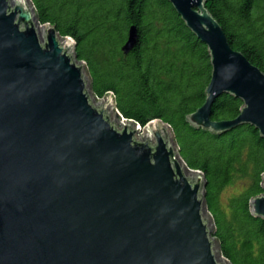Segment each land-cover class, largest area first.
I'll return each mask as SVG.
<instances>
[{
  "label": "water",
  "instance_id": "95a60500",
  "mask_svg": "<svg viewBox=\"0 0 264 264\" xmlns=\"http://www.w3.org/2000/svg\"><path fill=\"white\" fill-rule=\"evenodd\" d=\"M167 1L211 57L188 123L219 135L250 125L264 138V73L231 47L206 0ZM136 41L132 27L125 55ZM74 49L31 0H0V264H231L211 236L204 176L170 126L143 128L112 94L98 100ZM223 95L243 107L212 121ZM262 189L250 212L264 219V175Z\"/></svg>",
  "mask_w": 264,
  "mask_h": 264
},
{
  "label": "trees",
  "instance_id": "16d2710c",
  "mask_svg": "<svg viewBox=\"0 0 264 264\" xmlns=\"http://www.w3.org/2000/svg\"><path fill=\"white\" fill-rule=\"evenodd\" d=\"M41 24L54 26L75 43L97 98L114 96L126 119L145 127L168 124L179 154L205 179L204 201L213 221L211 236L231 264H264V219L250 212L263 193L264 138L250 125L223 135L192 127L187 117L206 99L212 66L209 50L167 0H31ZM231 47L264 73V0H206ZM136 29L134 48L122 47ZM241 100L223 95L211 120H234ZM243 187L221 195L236 182Z\"/></svg>",
  "mask_w": 264,
  "mask_h": 264
},
{
  "label": "rangeland",
  "instance_id": "374dc122",
  "mask_svg": "<svg viewBox=\"0 0 264 264\" xmlns=\"http://www.w3.org/2000/svg\"><path fill=\"white\" fill-rule=\"evenodd\" d=\"M101 99L99 98L98 100H101ZM142 133H143V129L140 132H138L137 135H141ZM242 187H243V183L239 181V182H236L234 186L228 187L226 190H224V192L221 195L222 203L225 204L227 201V198L237 193L238 191H240Z\"/></svg>",
  "mask_w": 264,
  "mask_h": 264
}]
</instances>
